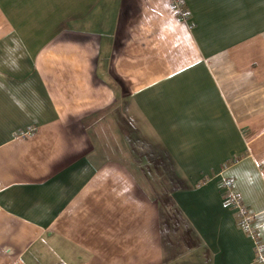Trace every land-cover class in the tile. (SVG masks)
Returning a JSON list of instances; mask_svg holds the SVG:
<instances>
[{
	"label": "crops",
	"instance_id": "0c3cea01",
	"mask_svg": "<svg viewBox=\"0 0 264 264\" xmlns=\"http://www.w3.org/2000/svg\"><path fill=\"white\" fill-rule=\"evenodd\" d=\"M183 2L0 0V264H264V0Z\"/></svg>",
	"mask_w": 264,
	"mask_h": 264
},
{
	"label": "built area",
	"instance_id": "2783aa9c",
	"mask_svg": "<svg viewBox=\"0 0 264 264\" xmlns=\"http://www.w3.org/2000/svg\"><path fill=\"white\" fill-rule=\"evenodd\" d=\"M172 7L175 11V13L181 18L185 19L187 15V10L184 7L183 0H171ZM231 181L225 180L224 181V187H226L227 193L226 198L227 200L233 204L238 209V214L241 217V226L244 229L248 228V222L251 218L250 214L248 213L246 207L240 203V201L236 198V196L230 191ZM256 260L263 262L264 261V247L263 245L256 241ZM13 264H20L19 262H14Z\"/></svg>",
	"mask_w": 264,
	"mask_h": 264
},
{
	"label": "trees",
	"instance_id": "16d2710c",
	"mask_svg": "<svg viewBox=\"0 0 264 264\" xmlns=\"http://www.w3.org/2000/svg\"><path fill=\"white\" fill-rule=\"evenodd\" d=\"M184 7H185V6H184ZM185 8H186V7H185ZM177 16H178V15H177ZM186 16H187V15H186ZM178 17H179V16H178ZM179 18H180V17H179ZM180 19H181V18H180ZM185 19H186V18H185ZM185 19H183V20H185ZM238 220H239V221H238L237 223H238V225L241 226V217H240V216H239Z\"/></svg>",
	"mask_w": 264,
	"mask_h": 264
},
{
	"label": "rangeland",
	"instance_id": "374dc122",
	"mask_svg": "<svg viewBox=\"0 0 264 264\" xmlns=\"http://www.w3.org/2000/svg\"><path fill=\"white\" fill-rule=\"evenodd\" d=\"M162 199H163V197H162ZM162 204H163V200H162Z\"/></svg>",
	"mask_w": 264,
	"mask_h": 264
}]
</instances>
